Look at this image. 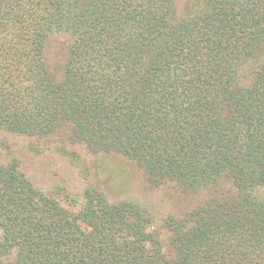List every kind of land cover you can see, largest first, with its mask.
<instances>
[{
    "label": "trees",
    "instance_id": "obj_1",
    "mask_svg": "<svg viewBox=\"0 0 264 264\" xmlns=\"http://www.w3.org/2000/svg\"><path fill=\"white\" fill-rule=\"evenodd\" d=\"M0 132L122 157L193 199L156 231L91 189L68 211L12 160L0 264H264V0H0Z\"/></svg>",
    "mask_w": 264,
    "mask_h": 264
},
{
    "label": "rangeland",
    "instance_id": "obj_2",
    "mask_svg": "<svg viewBox=\"0 0 264 264\" xmlns=\"http://www.w3.org/2000/svg\"><path fill=\"white\" fill-rule=\"evenodd\" d=\"M68 44L66 36L55 35L46 45L45 62L57 78L68 57ZM59 146L0 132V165L15 160L36 190L68 211H77L73 203L82 204L87 189L101 192L111 204L131 202L152 215L156 231L162 230L169 215L181 214L193 204L192 198L185 199L172 185L154 186L144 171L127 159L94 156L83 145H66V154Z\"/></svg>",
    "mask_w": 264,
    "mask_h": 264
}]
</instances>
